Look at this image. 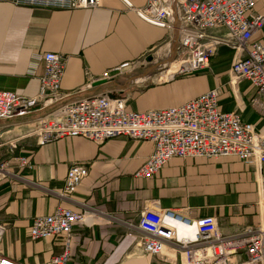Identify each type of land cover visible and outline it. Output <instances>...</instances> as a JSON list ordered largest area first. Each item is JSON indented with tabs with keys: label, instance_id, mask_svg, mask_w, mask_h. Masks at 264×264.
<instances>
[{
	"label": "crops",
	"instance_id": "1",
	"mask_svg": "<svg viewBox=\"0 0 264 264\" xmlns=\"http://www.w3.org/2000/svg\"><path fill=\"white\" fill-rule=\"evenodd\" d=\"M143 8L149 0H128ZM255 11L264 14V0ZM169 32L143 21L123 0H101L89 10H41L0 4V91L25 97L39 94L43 67L37 77L28 75L31 56L57 53L67 58L61 93L67 101L109 94L128 97L129 109L144 112L183 105L213 89H219L223 112L241 111V120L264 134V115L256 102L257 90L243 82L237 92L228 84L234 52L221 47L211 59L210 70L189 76H167L172 59ZM264 43V26L256 36ZM145 64L131 75L96 83L82 94L88 71L100 78L125 62ZM162 67H164L162 69ZM236 93V94H235ZM237 95V96H236ZM49 110L34 109L24 117L0 122V165L10 161L9 176L0 175V222L7 226L0 252L23 264H41L62 253L63 240L32 241L34 218L47 216L58 206L75 212L84 206L97 211L94 225L76 226L71 239L70 264H187L182 251L168 244L158 257L140 255L143 238L138 226L141 213L153 201L192 219L215 217L224 236L235 235L260 222L264 165L237 158L216 160L171 159L153 179L137 174L153 153V144L125 138L103 145L81 137L64 138L38 146L23 141L10 152L13 137L33 126ZM26 157L32 169L20 166ZM72 164H86L89 176L72 197L64 189Z\"/></svg>",
	"mask_w": 264,
	"mask_h": 264
},
{
	"label": "built area",
	"instance_id": "2",
	"mask_svg": "<svg viewBox=\"0 0 264 264\" xmlns=\"http://www.w3.org/2000/svg\"><path fill=\"white\" fill-rule=\"evenodd\" d=\"M126 6L148 24L169 32L172 59L178 61L173 76H189L210 70L211 59L221 47L234 52L228 84L233 92L247 81L257 90L264 115V43L256 39L264 26V14L255 11L257 0H149L145 7ZM101 0H0V4L41 10H89L100 7ZM143 60L125 62L100 78L88 71L82 94L100 81H113L131 75L144 66ZM40 91L34 97L0 91V122L24 117L34 109L49 110L33 126L8 141L14 153L23 141L44 146L64 138L81 137L98 145L118 138L150 142L153 153L137 177L151 180L173 158L207 159L233 157L247 164L264 165V134L241 120V111L223 112L219 107V89H213L177 107L134 112L128 97L107 93L67 101L61 93L67 58L57 53L36 52L31 56L28 75L38 76ZM168 68V69H169ZM236 94V93H235ZM237 96V95H236ZM20 166L32 169L26 157L17 158ZM10 161L0 165V175L9 176ZM89 176L86 164H72L64 189V200L73 195ZM261 194L260 222L235 235L224 236L215 217L192 219L183 213L162 208L153 201L141 213L138 223L143 238L137 246L144 257L161 256L168 244L182 251L187 264H264V182ZM97 211L84 206L81 212L58 206L47 216L33 219L32 241L63 240L62 253L41 264H70L71 239L76 226H92ZM7 226L0 222V248ZM0 264H23L0 252Z\"/></svg>",
	"mask_w": 264,
	"mask_h": 264
},
{
	"label": "bare ground",
	"instance_id": "3",
	"mask_svg": "<svg viewBox=\"0 0 264 264\" xmlns=\"http://www.w3.org/2000/svg\"><path fill=\"white\" fill-rule=\"evenodd\" d=\"M179 62H180V61H178L177 63L173 64V65L171 66V68H169L168 70H166V71L163 73V77H162V79H161L163 82H164V80L166 81L167 76L173 74V73L176 71V69L178 68V63H179Z\"/></svg>",
	"mask_w": 264,
	"mask_h": 264
},
{
	"label": "water",
	"instance_id": "4",
	"mask_svg": "<svg viewBox=\"0 0 264 264\" xmlns=\"http://www.w3.org/2000/svg\"><path fill=\"white\" fill-rule=\"evenodd\" d=\"M106 81H100V82H97L96 85L99 86V85H102L104 84Z\"/></svg>",
	"mask_w": 264,
	"mask_h": 264
},
{
	"label": "rangeland",
	"instance_id": "5",
	"mask_svg": "<svg viewBox=\"0 0 264 264\" xmlns=\"http://www.w3.org/2000/svg\"><path fill=\"white\" fill-rule=\"evenodd\" d=\"M231 66H232V65H231ZM163 68H164V67H162V69H163ZM166 68H167V67H166ZM166 68H165V69H166ZM168 68H169V67H168Z\"/></svg>",
	"mask_w": 264,
	"mask_h": 264
}]
</instances>
